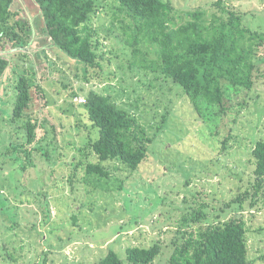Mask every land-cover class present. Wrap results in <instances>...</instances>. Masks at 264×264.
Masks as SVG:
<instances>
[{"label":"rangeland","instance_id":"obj_1","mask_svg":"<svg viewBox=\"0 0 264 264\" xmlns=\"http://www.w3.org/2000/svg\"><path fill=\"white\" fill-rule=\"evenodd\" d=\"M164 1L173 4L178 23L191 9L206 10L208 19L217 9L212 6L217 0ZM221 2L240 12L245 26L264 32V0ZM97 5L102 10L93 22L103 42L102 53L111 62L104 61L102 80L86 82L83 63L49 40L38 4L13 1L12 10L32 32L23 47L0 44V56L10 63L0 81V264H96L111 249L124 264H131L126 260L128 246L154 243L161 245V253L152 264H166L183 216L200 205H206L211 221L241 212L250 228L248 264H264V195L255 207L246 201L239 210L233 203L251 178V150L256 140H264V45L255 56L254 86H228L224 112L215 109L218 117L206 124L179 85L149 68L136 72L140 57L118 38L117 23L111 27L108 12L117 4L102 0ZM141 48L150 50L149 59H156L153 47ZM134 61L135 69H129ZM23 69L34 72L30 76L38 87L32 88L30 107L15 121L13 78ZM91 91L109 94L130 107L152 137L147 158L136 170L108 162V179L98 181L86 174L85 162L95 163L97 158L78 150L89 129L83 103L75 97L86 100ZM29 117L36 122L39 140L26 149L22 144ZM72 162L82 165L75 169ZM71 175L74 184L69 182Z\"/></svg>","mask_w":264,"mask_h":264},{"label":"trees","instance_id":"obj_2","mask_svg":"<svg viewBox=\"0 0 264 264\" xmlns=\"http://www.w3.org/2000/svg\"><path fill=\"white\" fill-rule=\"evenodd\" d=\"M13 1L0 0V44L12 42L23 47L30 42L32 30L19 13L12 10ZM34 1L39 6L44 20L43 30L51 43L71 59L83 63L86 82L100 79L104 61L111 62V58L102 53L103 42L93 22L102 10V6L97 5L102 0ZM113 1L117 6L108 12L111 27L115 29L117 23L121 32L118 38H124L128 46H132L133 55L140 57L136 72L149 68L179 85L202 122L214 123L219 115L215 111L217 108L224 112L228 86L246 89L254 86L255 72L258 71L255 56L258 47L264 45V32L245 26L242 14L222 5L221 0L213 3L217 9L210 19L206 10L198 7L186 11V19L181 23L175 20L176 11L171 1ZM107 31L113 32L111 28ZM143 44L153 47L155 60L147 57L150 50L142 49ZM134 63L129 64V69L134 68ZM9 65L8 59L0 56V81H4ZM26 72L23 69L14 73L11 116L15 121L20 120L30 107L32 88L38 87L30 76L34 72ZM82 106L89 135L78 150L84 155L91 152L97 158L95 163L85 162L86 174L98 181L108 179L111 174L105 164L108 162L121 163L130 172L136 170L147 158L148 146L152 142L136 113L132 114L130 107L120 105L111 95L94 91L89 93ZM162 115V121H165L166 112ZM24 124L26 134L22 146L27 149L39 138L32 118H27ZM221 143L222 148H226V137ZM44 152L47 155V151ZM81 162H72L75 169L82 165ZM250 162L253 166L251 178L233 200L239 210L244 209L246 201L249 207H255L264 195L263 139L256 140ZM73 176L68 178L71 184H74ZM205 207L200 205L183 216L177 231L179 236L166 264H248L247 233L250 228L244 215L240 212L224 220L211 221ZM125 251L126 260L131 264H152L161 253V245H133ZM96 264L124 262L111 249Z\"/></svg>","mask_w":264,"mask_h":264},{"label":"built area","instance_id":"obj_3","mask_svg":"<svg viewBox=\"0 0 264 264\" xmlns=\"http://www.w3.org/2000/svg\"><path fill=\"white\" fill-rule=\"evenodd\" d=\"M75 100H76L78 103H84V102H85L84 97H82V96H80V95H76Z\"/></svg>","mask_w":264,"mask_h":264}]
</instances>
